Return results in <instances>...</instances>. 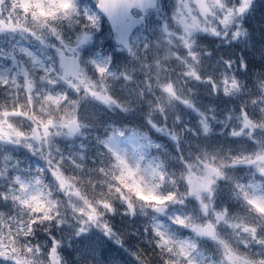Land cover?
<instances>
[{"label":"snow or ice","instance_id":"6c2138e0","mask_svg":"<svg viewBox=\"0 0 264 264\" xmlns=\"http://www.w3.org/2000/svg\"><path fill=\"white\" fill-rule=\"evenodd\" d=\"M0 264H264V0H0Z\"/></svg>","mask_w":264,"mask_h":264}]
</instances>
